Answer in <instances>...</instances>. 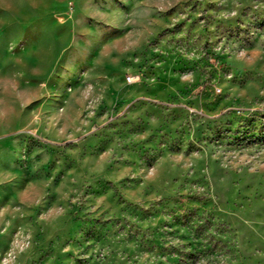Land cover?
<instances>
[{
  "label": "clouds",
  "instance_id": "clouds-1",
  "mask_svg": "<svg viewBox=\"0 0 264 264\" xmlns=\"http://www.w3.org/2000/svg\"><path fill=\"white\" fill-rule=\"evenodd\" d=\"M0 264H264V0H0Z\"/></svg>",
  "mask_w": 264,
  "mask_h": 264
}]
</instances>
